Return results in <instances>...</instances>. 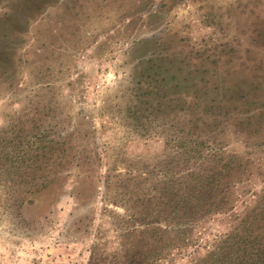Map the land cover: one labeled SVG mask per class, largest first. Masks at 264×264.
Instances as JSON below:
<instances>
[{
  "label": "rangeland",
  "instance_id": "rangeland-1",
  "mask_svg": "<svg viewBox=\"0 0 264 264\" xmlns=\"http://www.w3.org/2000/svg\"><path fill=\"white\" fill-rule=\"evenodd\" d=\"M221 151L233 205L137 256L172 172L216 179ZM255 208L264 0H0V264H192Z\"/></svg>",
  "mask_w": 264,
  "mask_h": 264
},
{
  "label": "trees",
  "instance_id": "trees-1",
  "mask_svg": "<svg viewBox=\"0 0 264 264\" xmlns=\"http://www.w3.org/2000/svg\"><path fill=\"white\" fill-rule=\"evenodd\" d=\"M215 157L214 155H211ZM220 170L218 178L210 181H202L199 177L204 175V169L200 165L193 166L187 171L178 169L173 171L168 183V215L161 222H142L141 225L150 226V243H145L137 250L139 257H144L146 246L151 248L153 261L163 256L164 252L177 251L181 255L182 249L196 245L193 243L194 232L207 220L210 215L225 212V208L232 206L230 191L232 189L229 179L239 172L238 168L232 167L234 156L225 154L223 151L217 155ZM209 158L202 156L204 162ZM226 172V175L224 173ZM223 175L225 179L223 180ZM43 185H29L25 187V194L38 191ZM150 200V199H148ZM262 209L255 208L252 213L241 215L232 231L219 237L215 243L208 245L205 253L199 258H191L192 264H264V216ZM154 222V223H153ZM140 231V235H142ZM126 239L129 241L130 236ZM140 243L142 239H139ZM147 244V245H146Z\"/></svg>",
  "mask_w": 264,
  "mask_h": 264
}]
</instances>
